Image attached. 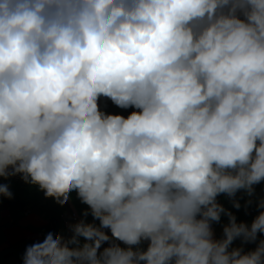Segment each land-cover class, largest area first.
Wrapping results in <instances>:
<instances>
[{
    "label": "clouds",
    "instance_id": "obj_1",
    "mask_svg": "<svg viewBox=\"0 0 264 264\" xmlns=\"http://www.w3.org/2000/svg\"><path fill=\"white\" fill-rule=\"evenodd\" d=\"M17 175L87 206L22 264H264V197L250 225L217 200L264 182V0H0V180Z\"/></svg>",
    "mask_w": 264,
    "mask_h": 264
},
{
    "label": "crops",
    "instance_id": "obj_2",
    "mask_svg": "<svg viewBox=\"0 0 264 264\" xmlns=\"http://www.w3.org/2000/svg\"><path fill=\"white\" fill-rule=\"evenodd\" d=\"M101 101L105 103L110 102L105 101L104 99H101ZM107 112L110 113L109 110ZM0 182L8 184L9 190L12 191L16 184L21 183L22 181L11 177L7 180H0ZM263 185L259 184V186L264 189ZM260 198H257L255 195L250 198L245 195L243 191L238 192L236 194V199L241 204L240 209H236L233 206L232 200L224 194L218 196L217 200L226 209L231 210L236 215L237 222H246L250 216L255 218L256 215L249 207L245 208L246 201L251 199L253 204H256ZM64 206L65 210L62 215L64 220L68 219L73 211L78 212L72 199ZM47 222V218L39 215V213H37L32 207L26 206L20 209H12L9 203L0 197V264H22V261L17 257L5 259L4 253L10 246L17 244L20 241H24L35 233L38 228L47 225ZM227 223L228 218L224 215H222L220 223H213L215 238L219 239L222 237L223 226ZM259 238H264V235H260ZM232 246H241V241L237 239ZM252 246H256V244L249 243L244 245V248L245 250H250ZM142 247L146 248L147 242H145Z\"/></svg>",
    "mask_w": 264,
    "mask_h": 264
},
{
    "label": "trees",
    "instance_id": "obj_3",
    "mask_svg": "<svg viewBox=\"0 0 264 264\" xmlns=\"http://www.w3.org/2000/svg\"><path fill=\"white\" fill-rule=\"evenodd\" d=\"M261 184L263 185L264 182H262ZM11 192L13 193L12 199L4 197L1 198L5 199L12 209H20L26 206H30L37 213H39V215H42L43 217L45 216L48 222L47 225L38 228L35 233L26 238L24 241H20L17 244L10 246L9 249L4 253L5 259L17 257L22 261V256L25 252L26 246L34 242H42L45 235L49 231H52L54 233L63 231L65 232V234H67L68 227L65 225L64 218L62 216L65 210V206L58 205L51 198H45L43 192L39 191L34 186H30L24 183V181L16 184L15 188ZM255 196L257 198L264 196L263 187L261 188L259 185L255 186ZM72 201L80 216L82 217V213L86 210L87 206L81 204L80 201L75 197V195H73ZM248 207L253 210L256 215L258 214L259 209H257L256 204L252 203ZM253 219L254 217L250 216L246 223L250 225ZM88 220H92L90 215L88 216ZM253 248H255V246H252L250 249Z\"/></svg>",
    "mask_w": 264,
    "mask_h": 264
},
{
    "label": "water",
    "instance_id": "obj_4",
    "mask_svg": "<svg viewBox=\"0 0 264 264\" xmlns=\"http://www.w3.org/2000/svg\"><path fill=\"white\" fill-rule=\"evenodd\" d=\"M99 105H100L101 109L104 111L112 110V111L120 113V114H125V113L130 114L134 110V108L121 109V108L117 107L116 105L112 104L111 102L105 103L101 100L99 101Z\"/></svg>",
    "mask_w": 264,
    "mask_h": 264
},
{
    "label": "built area",
    "instance_id": "obj_5",
    "mask_svg": "<svg viewBox=\"0 0 264 264\" xmlns=\"http://www.w3.org/2000/svg\"><path fill=\"white\" fill-rule=\"evenodd\" d=\"M109 112H110V114H120V113L114 112L112 110H110ZM120 115L127 116L128 113L120 114ZM14 178L17 179V180H19V181H22L23 182V180L21 179V177L19 175L14 176ZM80 219H81L80 214L78 212L73 211L71 213L70 217L68 219H65L64 222H65V225L68 227V225L74 224V223L78 222Z\"/></svg>",
    "mask_w": 264,
    "mask_h": 264
}]
</instances>
